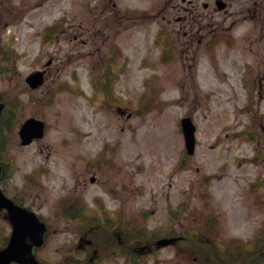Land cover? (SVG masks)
<instances>
[{"label": "rangeland", "instance_id": "rangeland-1", "mask_svg": "<svg viewBox=\"0 0 264 264\" xmlns=\"http://www.w3.org/2000/svg\"><path fill=\"white\" fill-rule=\"evenodd\" d=\"M226 1L198 7L204 36L191 43L182 0H0V185L43 217L46 262L88 264L82 230L104 254L96 264H264V0ZM128 5L150 16L122 30L124 56L106 70L100 33L110 21L114 36ZM28 117L45 131L22 144ZM182 117L195 126L189 154ZM94 193L104 199L82 220L59 203ZM10 230L0 211V248Z\"/></svg>", "mask_w": 264, "mask_h": 264}, {"label": "flooded vegetation", "instance_id": "flooded-vegetation-1", "mask_svg": "<svg viewBox=\"0 0 264 264\" xmlns=\"http://www.w3.org/2000/svg\"><path fill=\"white\" fill-rule=\"evenodd\" d=\"M182 1H186L188 4L185 7H181L182 9H184V11L187 12V14L184 15L183 17L178 15L176 18L178 20L182 19V20L186 21L184 23L185 29H184L183 33H184V35H186L189 38V41L191 43L194 41L199 43L204 36V32L202 31V26L198 23L196 25H195V23H192L193 20L199 22L198 18L201 15H198V17H196V13L198 12V7L201 6L203 9H207L211 6H214L217 10H220V9L226 8V6L228 5V1H226V0L203 1L200 4H199L198 0H182ZM112 4H113V6H115V3L112 2ZM189 15H190V17H189ZM136 16H142L143 18L150 16V9L140 8V7H136L134 5H128L127 7H123L121 12L116 10L114 17H113V22H114L115 27H116L113 29V31H115L114 36L108 34L110 21L107 22V29H104L103 31H101V33H100L101 45L104 46L105 41H107V43L105 45L106 48H104V49L102 48V53L99 56V59H100V61H102L106 65V70L110 69L111 65L109 62L123 58L124 55L122 52V46L115 39L118 37L119 34L124 32L122 30H124L127 27V25L134 24V22L136 21L135 19H138V17H136ZM154 18H155V16H154ZM162 19H165L164 15L162 16ZM161 29H162V33L160 35ZM161 29H159V31H158V36H157V39L155 42L160 44L159 47L160 48L162 47L161 48L163 51L162 53H164V55H167L168 49L164 45V40L166 39L164 37V33L166 34V28H161ZM93 34H94V36L92 38H93V40H96L98 35H97V33H93ZM219 38H221V36H219ZM225 42H228L227 39H225ZM105 61H106V63H105ZM37 69H35V70H37ZM38 70L43 71L42 76H44V78H45V75L47 73V69L45 67H42V68H39ZM105 71H104V73H105ZM96 78H97V76L94 77L93 82L95 81ZM4 105H5V103H4ZM3 108H4V106H3ZM12 199L14 200V202H16L18 204H22L21 201L17 198L12 197ZM103 199H104V196L102 197V194H99V193H94L89 198H87V196L85 194H80L79 196L75 195V197H72V196L64 197L63 196L62 198H60L59 203L63 202V206L67 205L66 208H70V210L72 212L70 215V218L74 217L78 220H82V219H84V217L80 214V211H86V208H87L86 205H88L90 202L94 203L96 201H101ZM0 211H2L6 215V211L4 209H1ZM39 217H40V219H42L44 221L42 216L39 215ZM48 233L49 232L47 230V225H46V231L44 232V234L42 236V240H41L40 245H35L30 238H26V242L30 245L31 252L38 259L39 264H52L51 262H49V261L46 262L43 258L38 256L39 251L48 243V235H47ZM111 233L113 235L114 234L119 235L118 229H116L115 231L111 230ZM86 234H87V232L84 234V232L82 233V230L78 233L76 252H79V253L84 252L85 255H88L87 256L88 261H89L88 264L99 263L104 258V254L96 253V249L94 248V246L91 245V243L84 237ZM5 239H6V241H5L4 245L6 244L8 238H5ZM88 244L91 245L90 249L94 250V252L92 251L91 254L86 253V250H89V248L87 249V247L89 246ZM101 249L105 250L104 247ZM122 249L120 248V250H122ZM71 263H76V258H73L72 256H70L62 264H71Z\"/></svg>", "mask_w": 264, "mask_h": 264}, {"label": "water", "instance_id": "water-1", "mask_svg": "<svg viewBox=\"0 0 264 264\" xmlns=\"http://www.w3.org/2000/svg\"><path fill=\"white\" fill-rule=\"evenodd\" d=\"M25 80L31 87H36L42 82V72L35 71L26 76ZM2 104H0V109ZM181 128L184 136L185 147L188 153L194 151L195 126L189 117L181 119ZM44 122L34 117H29L23 121L19 128V136L22 144L29 143L34 137H41L43 134ZM1 171V166H0ZM6 208L8 219L12 226L8 243L0 249V264H10L15 260L21 264L36 263L30 254V245L25 238L30 237L35 244L40 243L41 234L45 230L44 223L39 221L33 212L15 205L11 199L6 197L0 189V209ZM176 237H163L156 241L155 245L168 244Z\"/></svg>", "mask_w": 264, "mask_h": 264}, {"label": "trees", "instance_id": "trees-1", "mask_svg": "<svg viewBox=\"0 0 264 264\" xmlns=\"http://www.w3.org/2000/svg\"><path fill=\"white\" fill-rule=\"evenodd\" d=\"M245 133V132H244ZM243 133H238V135H242ZM262 236H264V232H262ZM153 239L151 241H148L147 243H152ZM254 255H251V258L253 259Z\"/></svg>", "mask_w": 264, "mask_h": 264}]
</instances>
